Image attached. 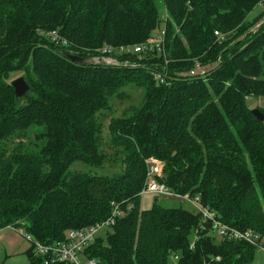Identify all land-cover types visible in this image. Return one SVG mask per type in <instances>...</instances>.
<instances>
[{
  "label": "trees",
  "instance_id": "obj_1",
  "mask_svg": "<svg viewBox=\"0 0 264 264\" xmlns=\"http://www.w3.org/2000/svg\"><path fill=\"white\" fill-rule=\"evenodd\" d=\"M263 2L0 0V230L49 244L119 206L123 214L86 251L101 264L252 261V244L221 237L195 210L142 209L140 193L151 159L175 193L200 196L224 224L264 234V122L249 105L264 98V22L249 31ZM162 12L167 65L157 48L113 53L120 64L72 58L147 42ZM214 62L204 75L188 74ZM20 76L30 87L22 98L12 86ZM128 88L142 100L111 116L107 139V112L131 98ZM77 163L103 174L72 170ZM28 258L44 264L32 246Z\"/></svg>",
  "mask_w": 264,
  "mask_h": 264
},
{
  "label": "built area",
  "instance_id": "obj_2",
  "mask_svg": "<svg viewBox=\"0 0 264 264\" xmlns=\"http://www.w3.org/2000/svg\"><path fill=\"white\" fill-rule=\"evenodd\" d=\"M216 34L219 37L224 38V36L219 34V32H216ZM51 35L54 37V39L58 37L57 33L55 32L51 33ZM156 48L163 54L165 65H167L169 61L165 55L164 31H162L160 35L149 39L147 42L136 46H119L117 48L106 46L102 50L101 58L93 57V59L94 61L102 63H113L114 60H117L113 56V53L115 52H118L119 54H135L147 49L152 50ZM205 73L206 71L202 72V75H204ZM188 74L194 76L196 75V71L192 69ZM167 77L168 76L164 73L156 72L155 74V79L163 84H168V80L166 79ZM146 163L147 179L145 186L141 190L140 194L174 196L180 199H184L192 204L196 212L201 214L204 223H210V227L212 226L213 232L217 233L221 237L248 242L256 248L264 250V234L255 232L253 230H247L243 232L227 224H224L217 219V215L214 211L201 203L200 196L191 197L188 194L181 195L175 193L165 183L158 180V176H161L158 164L151 159H147ZM122 214L123 210L119 206H116L112 216L105 221L87 227L70 229L66 232L65 238L62 241L45 244L41 243L40 241L34 240L29 235L26 236V238L32 244L34 254L43 258L44 264H53L58 262H65L70 264H101L99 259L91 258L87 254V248L96 240V238L101 233H103V231H105L106 229H112L115 224L116 218L121 216ZM191 247H194V242L191 244ZM172 258L174 263H177L179 260V256L177 255L173 256Z\"/></svg>",
  "mask_w": 264,
  "mask_h": 264
},
{
  "label": "rangeland",
  "instance_id": "obj_3",
  "mask_svg": "<svg viewBox=\"0 0 264 264\" xmlns=\"http://www.w3.org/2000/svg\"><path fill=\"white\" fill-rule=\"evenodd\" d=\"M162 0H158L160 3ZM264 9V2L259 4L254 11L251 13V18L254 17V15H257L260 11ZM161 16V25L160 28L157 30L156 34H160L161 31L165 28V21H164V15L165 13L162 12ZM264 22V17L261 21H259L257 24L252 26L249 31H257L259 29V26ZM114 64H120L119 61L113 62ZM217 62H214L212 65L207 64L201 66L196 65L193 69L196 71L197 75H202V72L209 71L213 65H216ZM198 73V74H197ZM182 75V74H180ZM127 93L131 95V98L127 99L126 101H118L116 100L114 103V114H110L107 112V117L104 120L105 127H104V137L108 139V126L110 123V118L112 115L120 116L123 112V109L125 107H128L133 104H138L143 97V93L141 90L135 89V88H128ZM249 105L251 108H264V98H251L249 99ZM77 165H81L84 168V171L91 172L94 174H103L102 169L94 168V167H88L82 164H75L71 169L75 170L77 168ZM109 170L112 172L118 171L120 169V166L118 164L108 165ZM159 166V165H158ZM159 170L161 172V168L159 166ZM154 204H158L164 207L168 208H174V207H183L185 209L189 210H195L192 204L184 199H180L174 196H158L153 194H144L141 197L140 200V208L142 209H149ZM23 229H16L11 227H6L0 230V264H30L29 258H28V251L31 248V243L29 240L22 234ZM247 264H264V250L262 249H256L255 255L252 261L248 262Z\"/></svg>",
  "mask_w": 264,
  "mask_h": 264
},
{
  "label": "water",
  "instance_id": "obj_4",
  "mask_svg": "<svg viewBox=\"0 0 264 264\" xmlns=\"http://www.w3.org/2000/svg\"><path fill=\"white\" fill-rule=\"evenodd\" d=\"M72 58L75 61H78L81 63L94 61L93 58L92 59H84V58L78 57V56H72ZM12 86L14 87L16 97H18V98L24 97L30 89L28 83L26 82V80L24 79L23 76H20V77L16 78L15 80H13ZM252 113L260 122H264V113L259 108H253Z\"/></svg>",
  "mask_w": 264,
  "mask_h": 264
}]
</instances>
